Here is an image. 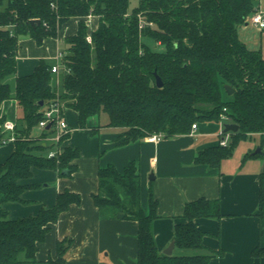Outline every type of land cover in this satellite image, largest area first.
<instances>
[{"label":"trees","instance_id":"16d2710c","mask_svg":"<svg viewBox=\"0 0 264 264\" xmlns=\"http://www.w3.org/2000/svg\"><path fill=\"white\" fill-rule=\"evenodd\" d=\"M130 3L0 0V108L14 97L22 112V126L15 128V149L0 164V264L35 263L39 245L61 214L81 203L79 194L64 190L53 207H43L34 216L12 219L4 208L7 203L24 202L22 194L35 185L23 181L32 177L34 168L62 176L77 170L73 162L80 156L78 149L67 147L48 158L55 148L45 141L49 132L33 136L51 101L60 100L76 111L80 128H86L90 117L106 113L108 126L123 129L122 144L152 135L189 134L193 124L219 123L226 116L239 126L238 132L229 133L226 146L207 148L195 159L196 164L210 167H219L241 140L260 135L264 141V55L261 49L250 48L241 35L259 9L257 0H139L132 10ZM91 17L98 18V26L89 34ZM72 18L79 20L78 30L65 38L60 83H53L52 65L41 60L32 74L16 78L12 96L7 79L16 74L20 38L29 35L41 45L47 38H56ZM32 20L40 24L32 26ZM155 73L163 81L162 88L156 86ZM227 86L234 89L232 95ZM4 122L0 117V141ZM93 200L99 210L138 223L137 264H208L211 256L223 254L158 251L153 234L158 203L150 195L149 212L142 209L137 161L123 172L112 164L101 167ZM257 216L264 220V173ZM201 217L221 218L219 200L200 198L186 204L187 222L175 226L178 250H205L204 233L195 223ZM71 244L70 238L58 241L56 258H50L49 264H65ZM252 255L264 257V247L257 246Z\"/></svg>","mask_w":264,"mask_h":264},{"label":"crops","instance_id":"0c3cea01","mask_svg":"<svg viewBox=\"0 0 264 264\" xmlns=\"http://www.w3.org/2000/svg\"><path fill=\"white\" fill-rule=\"evenodd\" d=\"M78 21L72 18L62 26L56 38H47L41 45L29 35L20 38L16 74L7 79L12 96L17 77L32 74L41 60L51 65L61 61L60 55L66 51L65 38L77 33ZM97 26V17L88 19L89 34ZM250 27L246 24L241 35ZM263 32L260 31L261 36ZM243 39L250 48H257L253 40ZM263 41L261 38L259 49L264 55ZM65 115L71 133L62 150L67 147L78 149L80 156L73 162L77 166L76 172L62 176L54 170L34 168L32 177L23 181L35 185L22 194L24 202L7 203L4 208L12 219L34 216L43 207H53L58 194L64 190L79 194L81 203L72 205L61 214L39 245L36 262L25 264H49L50 258H56L57 242L64 238L72 239L64 256L65 264H137L138 223L99 210L93 200L98 192V170L101 167L112 164L123 172L133 161L139 165L142 209L149 212L150 195L158 203L153 234L160 253L165 254L174 241L175 226L187 222L184 218L186 204L204 198L219 200L222 214L219 219H195L204 233L205 250L182 251L175 245L172 254L223 252L211 256L208 264H264V257L252 255L254 248L264 247V220L260 221L257 216L260 175L264 173V141L260 135L241 140L232 155L216 168L196 164L195 159L201 151L220 145L224 138L223 125L227 122H199L189 134L159 140H151L149 136L122 144L123 129L108 126V118L92 116L86 128H80L76 111L66 108ZM0 117L22 126V112L14 97L3 102ZM41 133L35 130L33 136L37 138ZM11 134L7 132L5 136ZM14 149V142L0 145V164L11 156Z\"/></svg>","mask_w":264,"mask_h":264},{"label":"built area","instance_id":"2783aa9c","mask_svg":"<svg viewBox=\"0 0 264 264\" xmlns=\"http://www.w3.org/2000/svg\"><path fill=\"white\" fill-rule=\"evenodd\" d=\"M249 24L256 28L259 31L264 30V13L258 9L250 18ZM88 41H91V37L88 36ZM63 55H60L62 59ZM62 71L61 61L51 66V72L53 75H56L57 78ZM66 108L60 100L51 101L43 110V119L40 121L37 126V130L42 133L49 132V135L45 139L50 144H53L55 148L49 151L48 158L56 157L64 152L62 146L64 142L69 138L71 129L66 119L65 115ZM227 118V117H226ZM228 119V118H227ZM50 128L48 129V126ZM224 126V125H223ZM16 125L13 122L5 121L2 126V133L4 137L1 139L0 144L5 145L9 142H15L17 136L15 134ZM197 128V123L192 125V130ZM11 132V136L6 137L5 134ZM163 137L162 135H152L150 136L151 140H159ZM230 138L229 133H224V138L220 141V145L226 146Z\"/></svg>","mask_w":264,"mask_h":264},{"label":"rangeland","instance_id":"374dc122","mask_svg":"<svg viewBox=\"0 0 264 264\" xmlns=\"http://www.w3.org/2000/svg\"><path fill=\"white\" fill-rule=\"evenodd\" d=\"M138 4H139V0H131L130 9L132 10L133 8L137 7ZM257 5L259 6L260 11L264 13V0H257ZM242 36L245 37V39L247 38L249 40H253V42L256 45L255 47H257L259 49L260 48L259 45L261 44V38H264V32H263V34L261 36L260 31L251 26L247 30V32H244L242 34ZM154 48H156V46H154ZM53 83L54 84H59L60 83V77L58 76V78H55V79L53 78ZM100 116H102V118H104V117L108 118V115L106 113H101ZM220 122H223V123L227 122L228 123V119L226 118V116H221V121Z\"/></svg>","mask_w":264,"mask_h":264},{"label":"water","instance_id":"95a60500","mask_svg":"<svg viewBox=\"0 0 264 264\" xmlns=\"http://www.w3.org/2000/svg\"><path fill=\"white\" fill-rule=\"evenodd\" d=\"M31 24H32V26L39 25L40 24V21L39 20H32L31 21ZM155 83H156V86L158 88H162L163 85H164L161 77L158 74H156V73H155ZM225 90L228 93V95H232L234 93V89L231 88V87H229V86H227ZM40 105L43 106V102H40ZM49 128H50V125L48 126V129ZM238 130H239V126L237 124H233V123H226V124H224V130H223L224 133H230V132L236 133V132H238ZM62 173L63 174H66L67 173V170H64ZM153 178L154 177H152V179ZM118 217L119 218H123V215H119ZM174 247H175V242L173 241L169 245V247L164 251V253L166 255H171L172 252H173V250H174Z\"/></svg>","mask_w":264,"mask_h":264}]
</instances>
